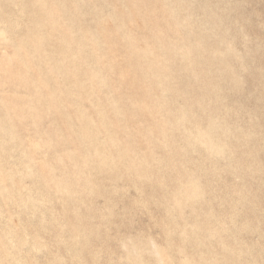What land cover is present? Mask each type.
<instances>
[{
	"label": "rangeland",
	"instance_id": "1",
	"mask_svg": "<svg viewBox=\"0 0 264 264\" xmlns=\"http://www.w3.org/2000/svg\"><path fill=\"white\" fill-rule=\"evenodd\" d=\"M0 10V264L264 263V0Z\"/></svg>",
	"mask_w": 264,
	"mask_h": 264
},
{
	"label": "bare ground",
	"instance_id": "2",
	"mask_svg": "<svg viewBox=\"0 0 264 264\" xmlns=\"http://www.w3.org/2000/svg\"><path fill=\"white\" fill-rule=\"evenodd\" d=\"M168 4V3H167ZM38 5L40 6L41 4L40 3H38ZM64 5H65V3H64ZM176 6V5H175ZM19 7V6H18ZM7 8V7H6ZM22 8V7H21ZM36 8V7H35ZM62 8V7H61ZM3 9H5L4 7H3ZM29 9V8H28ZM40 9V8H39ZM63 9V8H62ZM2 10V9H1ZM0 10V11H1ZM25 10V9H24ZM30 10V9H29ZM160 10H162V8H160ZM17 11H18V9H17ZM36 11V10H35ZM22 13V12H21ZM21 15V14H20ZM65 15H67V13L65 14ZM24 16H25V14H24ZM68 16V15H67ZM17 17H18V15H17ZM70 17V16H69ZM29 18V17H28ZM67 18V17H66ZM22 19V18H21ZM185 20H187V19H185ZM4 21H5V18H4ZM26 21V20H25ZM29 21V20H28ZM17 23H18V21H17ZM16 23V24H17ZM26 23V22H25ZM9 24V23H8ZM24 24V23H23ZM30 24H31V22H30ZM132 24V23H131ZM6 25V24H5ZM27 25V24H26ZM80 25V24H79ZM194 25V24H193ZM19 26V25H18ZM191 26V25H190ZM3 28V27H2ZM4 28H5V26H4ZM8 30H9V27L7 28ZM73 29V28H72ZM3 30V31H2ZM1 31H2V33L5 31L4 29H2ZM15 31H16V29H15ZM24 31H26L25 30V28H24ZM239 31V30H238ZM20 32H23V28H22V31H20ZM65 33H66V31H64ZM6 33H9V32H6ZM15 34H18V33H16L15 32ZM164 35V34H163ZM5 36V35H4ZM16 36V35H15ZM159 38V37H158ZM165 38V37H164ZM163 38V39H164ZM170 39V38H169ZM168 39V40H169ZM68 40V39H67ZM13 41H15L14 40V38H13ZM224 42V41H223ZM16 43V42H15ZM204 44V43H203ZM223 44V43H222ZM203 46V45H202ZM201 46V47H202ZM80 47V46H79ZM129 47H130V50L132 51V52H136L137 50L139 51L140 50V48L138 47V46H136L134 43H130L129 44ZM223 48V47H222ZM28 49V48H27ZM56 49V48H55ZM54 49V50H55ZM82 49V48H81ZM4 51H5V49H4ZM26 51V50H25ZM60 51V50H59ZM231 51V50H230ZM61 52V51H60ZM263 52V51H262ZM4 53V52H3ZM19 53V52H18ZM151 53H153V52H151ZM222 53H223V51H222ZM225 54V53H224ZM67 55V54H66ZM264 55V54H263ZM101 56V55H100ZM152 56V55H151ZM134 58V55H130V57H129V61L130 60H132ZM56 63V62H55ZM58 64H59V62H58ZM60 68V67H59ZM63 68V67H62ZM204 71V70H203ZM64 74H66V73H64ZM59 76V75H58ZM65 77H67V76H65ZM62 78V77H61ZM63 79V78H62ZM57 81H59V80H57ZM60 87V86H59ZM61 95V94H60ZM48 102L50 103V98L48 99ZM188 107V106H187ZM35 115H37L36 113H35ZM186 117V116H185ZM35 118H36V116H35ZM187 120V119H186ZM216 122V121H215ZM72 123V122H71ZM73 124V123H72ZM76 124V123H75ZM167 125V124H166ZM168 126V125H167ZM224 126V125H223ZM162 127V126H161ZM160 127V128H161ZM164 127H166V126H164ZM37 128V127H36ZM220 128H222V127H220ZM147 129V128H146ZM18 130V129H17ZM152 131V130H151ZM193 132V131H192ZM199 132V131H198ZM18 133V132H17ZM14 134V133H13ZM19 134V133H18ZM6 135H7V133H6ZM8 136V135H7ZM167 136V135H166ZM19 137V136H18ZM203 137H205L206 139H207V136L206 135H204ZM1 140H2V138H0ZM20 139V138H19ZM18 139V140H19ZM0 140V141H1ZM4 140V139H3ZM2 140V141H3ZM12 140H13V137H12ZM16 141H17V139H15ZM43 141L45 142V144L46 143H48L49 142V140L48 139H43ZM210 141H212V140H210ZM18 142V141H17ZM17 142H15L14 141V143H16L17 144ZM3 143V142H2ZM4 145H5V143H3ZM8 144V143H7ZM20 144V143H19ZM23 144V143H22ZM18 145V144H17ZM5 146H9V145H5ZM22 146V145H21ZM32 146L34 147V148H36L37 147V144L36 143H32ZM1 147L3 148V146L1 145ZM5 148V147H4ZM20 149V148H19ZM14 150H17V147H16V149H15V147H14ZM220 150V149H219ZM1 152H3L2 151V149L0 150ZM6 153V152H5ZM3 154H4V152H3ZM8 147H7V159H8ZM12 154V153H11ZM11 154H9L10 156H11ZM262 154V153H261ZM26 155V154H25ZM13 156V155H12ZM263 156V155H262ZM1 157V156H0ZM5 157V156H4ZM24 157H26L27 158V156H24ZM6 158V157H5ZM12 159V158H11ZM9 160V159H8ZM7 160V161H8ZM14 160V159H13ZM12 160V161H13ZM16 160H17V158H16ZM16 160H15V164H16ZM260 160H261V158H260ZM1 161V160H0ZM22 162H23V160H21ZM28 161V160H27ZM5 162H6V160H5ZM47 162H45V163H42L43 164V167H42V174H41V177H43L42 179H39L38 180V178H37V181H39L41 184H42V186H43V188H44V191L46 192V190H48V189H50V168H48L47 167V164H46ZM7 164V163H6ZM9 164V163H8ZM12 164V163H11ZM14 164V163H13ZM127 166V165H126ZM21 167V166H20ZM23 167H25L24 165H23ZM28 167V166H27ZM26 167V168H27ZM131 167V166H130ZM106 168V167H105ZM17 169V168H16ZM22 170V169H21ZM14 171V170H13ZM29 171L31 172V170H30V167H29ZM111 171H112V169H111ZM24 172V171H23ZM17 173H18V171H17ZM21 173V172H20ZM118 173V172H117ZM37 174V173H36ZM36 174H33V172H32V178H34L35 176L34 175H36ZM17 176V175H16ZM18 177V176H17ZM40 177V178H41ZM28 178H29V176H28ZM35 179V178H34ZM12 180H14V179H12ZM11 180V181H12ZM10 181V182H11ZM23 181V180H22ZM26 181V180H25ZM57 185V184H56ZM25 189H26V191H28L27 190V188L26 187H24ZM5 190V189H4ZM196 190H197V186L196 185H194L193 186V188H192V190L190 191L192 194H194V192H196ZM7 191V190H6ZM25 191V190H24ZM31 191V190H30ZM15 192V191H14ZM6 194H7V192H6ZM18 194H20V192L18 193ZM17 194V195H18ZM27 194V193H26ZM69 194V193H68ZM30 195V194H29ZM64 196H66L65 194H63ZM71 196V195H70ZM50 197V196H49ZM63 197V196H62ZM68 197V196H67ZM19 198V197H18ZM25 198V197H24ZM29 198V197H28ZM41 198H43V200H44V196L43 197H41ZM54 198V197H53ZM64 198V197H63ZM70 198H72V197H70ZM73 199V198H72ZM78 199V198H77ZM1 200V199H0ZM53 200V199H52ZM56 200V199H55ZM58 200V199H57ZM65 200L67 201V199L65 198ZM75 200V199H74ZM12 201V200H11ZM30 201V200H29ZM66 201L64 202V203H66ZM73 201V200H72ZM78 201V200H77ZM221 201V200H220ZM219 201V202H220ZM223 201H225V200H223ZM35 202H37V200L35 201ZM80 202V201H79ZM19 203V202H18ZM29 203V202H28ZM30 203H32V201H30ZM40 203H41V201H40ZM42 203H44V202H42ZM73 203V202H72ZM96 203V202H95ZM33 204V203H32ZM49 204V206H50V202L48 203ZM57 204H58V202H57ZM63 204V203H62ZM62 204L60 205V206H62ZM74 204H75V202H74ZM94 204V203H93ZM13 205H15V204H13ZM38 205V204H37ZM45 205H46V203H45ZM56 205V204H55ZM68 205V204H67ZM70 205H72V204H70ZM88 205V204H87ZM91 205V204H90ZM1 206V205H0ZM27 207L29 206V204L28 205H26ZM25 206V207H26ZM30 206H32L33 207V205H31L30 204ZM36 206V205H35ZM39 206V205H38ZM42 206V205H41ZM44 206V205H43ZM74 206V205H73ZM77 206V205H76ZM25 207H23V208H25ZM46 207V206H45ZM57 208H58V206H56ZM56 207H54V208H56ZM64 207V206H63ZM84 207V206H83ZM107 207V206H106ZM23 208H21V209H23ZM29 208V207H28ZM27 208V209H28ZM36 208H37V206H36ZM50 208H51V206H50ZM53 208V207H52ZM56 208V209H57ZM86 208V207H85ZM108 208V207H107ZM63 209V208H62ZM64 209H67V208H64ZM88 209V208H87ZM95 209V208H94ZM24 210H26V209H24ZM31 210V207L29 208V211ZM38 210V211H37ZM36 211L38 212V214H39V211L41 210H39V209H37ZM44 209H42V211H43ZM48 210H49V208H48ZM60 210V209H59ZM70 210H72L71 208H70ZM80 210V209H79ZM89 210V209H88ZM27 211V210H26ZM28 211V212H29ZM35 211V212H36ZM53 211H54V209H53ZM65 211H67V210H65ZM174 211V210H173ZM27 212V213H28ZM58 212H61V211H58ZM58 212H56V213H58ZM70 212V211H69ZM73 212V211H72ZM84 212V211H83ZM1 213V212H0ZM30 213L32 214L33 212H31L30 211ZM77 213V212H76ZM86 213V212H85ZM87 213H89V212H87ZM173 213H175V211L173 212ZM29 214V213H28ZM34 214V213H33ZM37 214V213H36ZM41 214V213H40ZM60 214V213H59ZM68 213L66 212V215H67ZM72 214V213H71ZM92 214V213H91ZM2 214H0V216H1ZM43 216H44V214H42ZM48 215V214H47ZM47 215H45V216H47ZM70 215V214H69ZM99 215V214H98ZM29 216H31V215H29ZM51 216V215H50ZM59 216V215H58ZM108 216H109V214H108ZM235 216V215H234ZM22 217V216H21ZM32 217V216H31ZM49 217V216H48ZM107 217V216H106ZM110 217V216H109ZM2 218V217H1ZM23 218V217H22ZM52 218V217H51ZM50 218V219H51ZM59 218V217H58ZM20 219V218H19ZM41 219V217L39 218V220ZM43 219V218H42ZM66 219H68V218H66ZM98 219V218H97ZM44 220V219H43ZM83 220H84V218H83ZM47 221V220H46ZM51 221H52V219H51ZM91 221V220H90ZM97 221V220H96ZM32 222V221H31ZM85 222V221H84ZM93 222V221H92ZM91 222V223H92ZM102 222V221H101ZM45 223V222H44ZM86 223V222H85ZM90 223V224H91ZM114 223V222H113ZM43 224V223H42ZM57 224V223H56ZM105 224V223H104ZM111 224V223H110ZM4 224L2 223V227L4 228V226H3ZM22 225V224H21ZM47 225V224H46ZM45 225V226H46ZM53 225V224H52ZM108 225H109V223H108ZM43 226H44V224H43ZM44 226V227H45ZM54 226V225H53ZM58 226V225H57ZM95 226V225H94ZM225 226V225H224ZM1 227V228H2ZM22 227V226H21ZM49 227H51V226H49ZM105 227H106V225H105ZM112 227H114V225H112ZM82 228V227H81ZM107 228V227H106ZM115 228V227H114ZM23 229V228H22ZM51 229V228H50ZM63 229H65V228H63ZM67 229V228H66ZM91 229V228H90ZM98 229V228H97ZM96 229V230H97ZM95 230V231H96ZM99 230V229H98ZM221 230H222V228H221ZM14 231V230H13ZM65 231V233H66V235H67V232H66V230H64ZM111 231V230H110ZM107 232V231H106ZM91 233V232H90ZM93 233V232H92ZM99 233H100V231H99ZM105 233V232H104ZM41 234V233H40ZM101 235V234H100ZM105 235H107V234H105ZM91 236V235H90ZM102 236V235H101ZM186 237H188V234L187 235H185ZM207 236V235H206ZM10 237H11V235H10ZM9 237V238H10ZM68 236H66V238H67ZM100 237V236H99ZM209 237L211 238V236L209 235ZM27 238V237H26ZM34 238V237H33ZM64 239V238H63ZM98 239V238H97ZM108 239V238H107ZM261 239V238H260ZM263 239V238H262ZM261 239V240H262ZM25 240V239H24ZM27 240V239H26ZM68 240V239H67ZM79 240H80V238H79ZM101 240V239H100ZM109 240V239H108ZM187 240H189L188 238H187ZM264 240V239H263ZM30 241H31V239H30ZM66 241V240H65ZM64 241V242H65ZM73 241H74V239H73ZM115 241V240H114ZM189 241H191V240H189ZM34 242V241H33ZM103 242V241H102ZM188 242V241H187ZM186 242V243H187ZM201 242H203V241H201ZM30 243V242H29ZM67 243V242H66ZM71 243V242H70ZM74 243V242H73ZM1 244V243H0ZM32 244H34V243H32ZM31 244V245H32ZM65 244V243H64ZM205 244V243H204ZM29 245V244H28ZM35 245H37L36 243H35ZM75 245V244H74ZM104 245V244H103ZM248 245H250V244H248ZM39 245H37V247H38ZM67 246V245H66ZM156 246V245H155ZM6 247V246H5ZM12 247V246H11ZM11 247H9L10 249H11ZM22 247H23V245H22ZM30 247V246H29ZM42 247V246H41ZM72 247V246H71ZM78 247V246H77ZM76 247V248H77ZM247 247V246H246ZM8 248V247H7ZM32 248V247H31ZM42 248H44V246L42 247ZM45 248H46V246H45ZM228 248V247H227ZM250 248V247H249ZM23 249V248H22ZM28 249H30V248H28ZM33 249V248H32ZM38 249V248H37ZM72 249V248H71ZM73 249H74V247H73ZM247 249V248H246ZM251 249V248H250ZM25 250H27V249H25ZM31 250V249H30ZM79 250V249H78ZM262 250V249H261ZM263 250H264V248H263ZM32 251V250H31ZM45 253H46V249H44L43 250ZM42 251V252H43ZM76 251V249L74 250V252ZM172 251V250H171ZM225 251H226V249H225ZM237 251V250H236ZM239 251V250H238ZM246 251V250H245ZM13 251H11V253H12ZM73 252V253H74ZM161 252V251H160ZM198 252V251H197ZM200 252V251H199ZM240 252V251H239ZM242 252V251H241ZM258 252H259V250H258ZM257 252V253H258ZM261 252V251H260ZM10 253V254H11ZM31 253V252H30ZM36 253V252H35ZM39 253V252H38ZM163 253V252H162ZM209 253V252H208ZM238 253V252H237ZM10 254H9V257H10ZM28 254V253H27ZM40 254V253H39ZM47 254V253H46ZM177 254V253H176ZM245 254V253H244ZM253 254V253H252ZM12 256V255H11ZM35 256H37V254H35ZM16 257H18V256H16ZM172 257H174V256H172ZM228 257H230V256H228ZM245 257V256H244ZM258 256H256V258H257ZM40 258V257H39ZM168 258V257H167ZM262 258H263V256H262ZM12 259H14L13 257H12ZM59 259V258H58ZM61 259V258H60ZM63 259V258H62ZM62 259H61V263H62ZM66 259V258H65ZM234 259H236L235 258V256H234ZM233 259V260H234ZM39 260V259H38ZM38 260H37V262H38ZM239 260V259H238ZM238 260H236V261H238ZM244 260V259H243ZM262 260V259H261ZM16 261V260H15ZM63 261H64V259H63ZM13 262V261H12ZM172 262H174V261H172ZM235 262V261H234ZM242 262V261H241ZM3 263V262H2ZM16 263H18V261L16 262ZM49 263V262H48ZM153 263V262H152ZM244 263V262H243ZM173 264H175V263H173ZM264 264V263H263Z\"/></svg>",
	"mask_w": 264,
	"mask_h": 264
}]
</instances>
